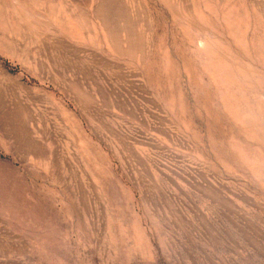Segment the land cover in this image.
Wrapping results in <instances>:
<instances>
[{
	"label": "rangeland",
	"instance_id": "1",
	"mask_svg": "<svg viewBox=\"0 0 264 264\" xmlns=\"http://www.w3.org/2000/svg\"><path fill=\"white\" fill-rule=\"evenodd\" d=\"M0 264H264V0H0Z\"/></svg>",
	"mask_w": 264,
	"mask_h": 264
}]
</instances>
